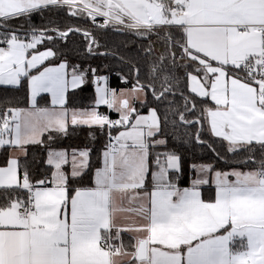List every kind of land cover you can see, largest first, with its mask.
I'll use <instances>...</instances> for the list:
<instances>
[{
	"label": "snow or ice",
	"instance_id": "obj_1",
	"mask_svg": "<svg viewBox=\"0 0 264 264\" xmlns=\"http://www.w3.org/2000/svg\"><path fill=\"white\" fill-rule=\"evenodd\" d=\"M52 9L86 14L93 23L101 17L100 27L144 39L164 33V49L150 68L160 91L141 84L137 69L131 89L118 92L98 77L94 106L69 109L68 93L87 82L88 70L66 60L45 66L59 57L38 46L56 36L9 26ZM80 31L91 52L96 41L86 30L52 29L61 40ZM155 51L150 45L146 54ZM180 66L189 69L191 94L176 113L180 122L202 128L207 121L227 151L243 157L230 171L194 166L191 186L183 188L181 158L151 151L166 144L157 139L156 109L145 116L135 106L147 88L157 100L175 95L173 70ZM25 79L30 107L0 111V149L16 153L0 167V264H264V155L257 160L254 154L257 147L264 153V0H0V85L20 86ZM41 94L50 96V107L39 105ZM197 98L200 116L189 120ZM101 105L119 119L101 113ZM70 126L122 130L109 134L90 185L81 183L92 172L89 149L50 150V177L33 182L20 156L46 134L48 141L66 135ZM210 183L215 194L205 200L201 187Z\"/></svg>",
	"mask_w": 264,
	"mask_h": 264
},
{
	"label": "trees",
	"instance_id": "obj_2",
	"mask_svg": "<svg viewBox=\"0 0 264 264\" xmlns=\"http://www.w3.org/2000/svg\"><path fill=\"white\" fill-rule=\"evenodd\" d=\"M13 29H19L21 33L30 32L31 29H60L68 28L86 30L95 38L96 43L92 45V51H88L90 39L83 35V31L71 32L66 40L58 38L57 34L50 31L48 35L56 36L53 41L45 40L38 46V50L52 48L56 51L57 58H51L46 64H59L67 61L70 66L78 65L81 69L88 70L87 82L74 92L69 91L70 109H86L94 106L96 99L95 77H106L109 88L131 89L137 83V69L139 70V82L144 85L154 84L157 92L160 91V80L153 81L150 75L151 65L160 52L164 49L162 39L164 33L159 36L153 34L149 39H144L134 32L118 30L110 26L100 27L98 18L93 23L87 15L71 16L64 9L45 10L34 14L30 18H23L11 22ZM152 45L156 51L152 55L146 54V49ZM180 63L179 60L177 61ZM95 70V73L91 70ZM186 69L183 66L173 70L176 80L173 82L175 95H167L157 100L152 94L151 88H147L148 97L143 103H136L139 114L147 113L150 109H156L161 119V134L158 137L166 141L165 145L151 149L153 156L161 153H175L181 158L182 171L178 174L179 186H190L195 177L194 166L210 165L214 170L230 171L232 167L238 166L242 156H236L227 151L226 142L220 138L213 137L208 129L207 121L201 128L198 124H183L180 122L177 111H184V96L191 95L185 78ZM183 93V96L181 95ZM41 100L45 96H41ZM207 106H213L210 99L206 100ZM29 90L27 80H22L20 86L0 85V111L5 107H29ZM200 98H197V109L195 115L186 113L189 120H195L200 116ZM105 109V108H103ZM102 110V108H101ZM113 118L117 115L111 112ZM118 128H115V132ZM113 132V133H114ZM199 133V140L196 136ZM44 143L27 146V156L20 159L21 168H27L33 182L45 177H50L51 168L47 165V155L50 150H90V164L92 172L85 175L81 183L90 185L92 173L102 166V153L107 146V127L101 129L98 126H70L66 135H58L55 141H48L47 134L43 138ZM11 148L0 149V165H6L10 157ZM257 160L262 153L258 147L255 150ZM214 189L203 188L204 198L210 199ZM129 234H124V242H129Z\"/></svg>",
	"mask_w": 264,
	"mask_h": 264
},
{
	"label": "crops",
	"instance_id": "obj_3",
	"mask_svg": "<svg viewBox=\"0 0 264 264\" xmlns=\"http://www.w3.org/2000/svg\"><path fill=\"white\" fill-rule=\"evenodd\" d=\"M107 85H108V82H107ZM109 87V86H108ZM123 91H127V90H129V89H122ZM119 91H121V90H119ZM118 91V92H119ZM44 95H46V97H45V99H43V100H39L38 101V103H39V105L41 106V107H50L51 105H50V99H49V95L48 94H44ZM147 97H148V92H147V90L145 91V93H142L141 95H140V101H142V102H136V103H143V102H145L146 101V99H147ZM213 103V102H212ZM135 106H136V104H135ZM30 107V106H29ZM29 107H27V108H29ZM27 108H23V109H27ZM101 108H102V110H101ZM103 108H105V109H103ZM70 109V108H69ZM100 112H106V111H110V113L112 112V113H114L115 115H117V119H119V113H117V112H114V111H111V110H109L106 106H100L99 107V109H98ZM149 112L150 111H148L147 113H142L141 115H148L149 114ZM115 129V128H114ZM113 129V130H114ZM208 129H209V127H208ZM112 130V132H114ZM122 129H120V128H118L114 133H113V137H115L117 134H118V132L119 131H121ZM209 131H210V129H209ZM107 132H108V130H107ZM211 133V132H210ZM212 135V134H211ZM112 136V135H111ZM213 136V135H212ZM213 137H215V136H213ZM108 138H109V136H108ZM216 138H218V137H216ZM157 139H162V138H160V137H157ZM57 151V150H56ZM59 151H61V150H59ZM69 153H71V152H69ZM16 153H14L13 152V150L11 149L10 150V156L11 155H15ZM22 157H24V156H20V159L22 158ZM4 166H6V165H4ZM200 166H203V165H200ZM200 166H196V169H199V167ZM0 167H3L2 165H0ZM191 186V185H190ZM190 186H180L181 188H183V187H190ZM204 187H210V188H213L214 189V191H213V195H209L211 198H213L214 197V194H215V185H214V183H210V184H208V185H204V186H202L201 187V192H202V197L204 198V195H203V188ZM205 200H208V199H206V198H204Z\"/></svg>",
	"mask_w": 264,
	"mask_h": 264
},
{
	"label": "built area",
	"instance_id": "obj_4",
	"mask_svg": "<svg viewBox=\"0 0 264 264\" xmlns=\"http://www.w3.org/2000/svg\"><path fill=\"white\" fill-rule=\"evenodd\" d=\"M98 23H99V25H101V24L103 23V18L98 17ZM110 26H111V25H110ZM110 26H108V27H110ZM102 28H105V27H102ZM106 28H107V27H106ZM101 113H103V114H105V115H108L109 118H110L111 120H113V121H114V120H117V118H113V117L111 116L110 111L101 112ZM113 129H114V128H113ZM113 129H108V128H107V130H108V136H109L108 141H107V145H108V143H109V139H110V135H109V134H111L112 137H113V132H112Z\"/></svg>",
	"mask_w": 264,
	"mask_h": 264
},
{
	"label": "rangeland",
	"instance_id": "obj_5",
	"mask_svg": "<svg viewBox=\"0 0 264 264\" xmlns=\"http://www.w3.org/2000/svg\"><path fill=\"white\" fill-rule=\"evenodd\" d=\"M70 34V33H69ZM48 49V48H47ZM46 49H42V50H38V51H45ZM51 59V58H50ZM48 61L45 62V66H50V65H55V64H46ZM43 67V66H42ZM104 77V76H103ZM108 86V85H107ZM44 94H41V96H43ZM40 96V97H41ZM46 97V95H44ZM38 97V101L41 100L42 98ZM49 99L51 100L50 96H49ZM103 106V105H101Z\"/></svg>",
	"mask_w": 264,
	"mask_h": 264
},
{
	"label": "water",
	"instance_id": "obj_6",
	"mask_svg": "<svg viewBox=\"0 0 264 264\" xmlns=\"http://www.w3.org/2000/svg\"><path fill=\"white\" fill-rule=\"evenodd\" d=\"M52 29H54V28L48 29V32L52 31ZM82 33H83V32H82ZM96 78H98V76H97V77H95V79H94V81H93V83H94V84H96V83H95V81H96ZM198 134H199V133H198ZM196 138H197V136H196Z\"/></svg>",
	"mask_w": 264,
	"mask_h": 264
}]
</instances>
